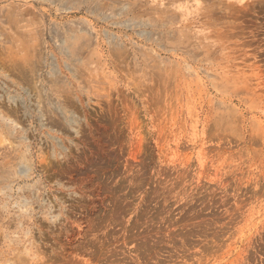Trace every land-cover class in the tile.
Segmentation results:
<instances>
[{
    "label": "rangeland",
    "instance_id": "obj_1",
    "mask_svg": "<svg viewBox=\"0 0 264 264\" xmlns=\"http://www.w3.org/2000/svg\"><path fill=\"white\" fill-rule=\"evenodd\" d=\"M0 264H264V0H0Z\"/></svg>",
    "mask_w": 264,
    "mask_h": 264
}]
</instances>
